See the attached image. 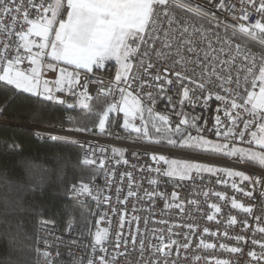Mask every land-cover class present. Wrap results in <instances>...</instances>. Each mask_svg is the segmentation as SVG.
<instances>
[{"label": "built area", "instance_id": "built-area-1", "mask_svg": "<svg viewBox=\"0 0 264 264\" xmlns=\"http://www.w3.org/2000/svg\"><path fill=\"white\" fill-rule=\"evenodd\" d=\"M21 2L23 3L21 13L19 15L15 11L11 13V16L18 15L16 31L22 30V27L23 30L27 28V25L23 22L24 11L28 13L30 18L37 15L36 9L30 7L28 0H15L14 4L13 0H8L9 6L13 8L19 6ZM34 2L39 4L40 0H34ZM182 2L192 4L194 7L197 4L204 5L206 9L216 13L220 26L216 27L215 21L209 23L208 19H202L186 9L175 6L170 0L168 12L170 17H174V20L169 26V17L162 15L158 17L157 24L161 29L158 33L160 40L156 41L154 49L162 47L161 41L164 38V30L174 31L178 38L173 42V48H175L179 43V39L188 38V33H185L184 37H180V32L183 31L185 26L188 27L189 32H192L194 26L200 27V25H203L205 29H212V32L208 33V39L212 40L213 48L216 49L213 55L223 60H230L232 56H236L235 63L231 66L233 78L237 74V69L249 66L248 61L244 60L245 55H249V59H251L249 50L251 53H264V47L258 41L239 33L238 29L235 30L236 35L233 36V25L243 23L248 26L257 19H261L262 14L255 11V8L249 4V0H243V3H241V0H224V9L211 7L208 0H182ZM216 3L218 4V0H216ZM259 3L260 0H256L257 6ZM244 10H247L249 15L247 21L240 19L245 14ZM233 17L236 18L233 19ZM0 22L6 26L12 25L11 17L3 14H0ZM215 33H218L222 39L230 38L232 43L230 45L217 43ZM195 38L199 41V33L196 34ZM0 41H6L13 45L12 51L14 52L16 43L14 35L11 39H8L4 33H0ZM237 45H240L239 54L236 51ZM199 47L209 51L206 42L199 44ZM221 47L224 48L223 53L219 51ZM147 49L148 45H142L140 54L134 58L133 75L138 79L135 82L129 81L131 87L128 88V91H131L134 96L141 100L145 113L143 122L140 118L133 121L135 126L143 129L146 125L148 130L147 115L149 113L147 109L152 108L153 116L160 113L169 118L171 132H175L174 129L182 118L178 113L183 112L189 118L190 123L193 116L200 117L196 124L201 129L199 134L205 139L212 141L214 144L227 142L223 135L217 136L215 134L217 115L220 116L225 127L231 126L230 121L223 114V103L213 97L205 105L202 100L198 99L201 90L195 84H190L187 81L184 82V85L194 89V92H190L192 103L186 100L183 105L179 103L183 93V88L179 82H174L171 85L166 84V90L163 93L158 88L151 87L150 85L153 83L152 75L157 72L162 73L166 66L170 67L175 57L161 59L155 55L154 50H150L149 56L144 57L143 52ZM0 50H3L2 43H0ZM21 52L23 53L22 49ZM188 55L191 56L192 54ZM141 58L144 59L145 66L150 60L155 67L145 73L139 62ZM200 58L203 60V52L200 53ZM49 62L50 60L45 58L44 64L46 65ZM21 67L24 70H30L31 66L25 60ZM117 68L118 65L115 62L108 61L103 69H94L92 73L79 72L80 84L75 85L71 92L66 91L64 94L58 95L66 100V104L61 106L67 108V103L75 105L79 94L83 91L81 85L84 84L88 85L87 91L91 96V100L88 101L90 105L97 96L107 97L110 103L119 104L121 96L118 90L114 89L111 94L100 92L101 87H106L115 80ZM218 71H221V69L218 68ZM221 74L227 75L223 71H221ZM164 75H167L173 81L176 80L175 76L170 73H164ZM198 75L197 72V78ZM243 75L244 73L241 71L240 82L242 87L237 89L241 95L245 94L243 91ZM101 80L104 81L103 85L98 83ZM143 81L148 83L141 87ZM121 87H126V85L122 84ZM231 87L235 89V85ZM214 91L219 92L220 89L216 88ZM147 92L152 93L154 103L148 99ZM221 94L224 95L223 92ZM169 96L172 97L171 103L168 100ZM239 102L242 103V101ZM218 108L221 111L218 112ZM70 110L81 109L75 107ZM235 112H239L240 115L237 120L238 127H234L233 131H245V137L242 141L237 136L235 140L229 143V147H251L255 151H261L254 144H248V141L251 140L250 131L256 130V123H251L249 130H245L243 127L245 121H254L255 118L243 109L234 110V114ZM123 122L122 114L117 113L103 133L98 129L92 133L68 131L69 128L63 125H53L46 128L23 125V127L33 131L40 140H51L49 136L56 135L71 141H77L74 145L80 151L81 162L85 157L95 160V164H83L98 171L97 177L87 183L91 188V195H74L71 191L72 185L68 192V198L71 201L90 207L92 225L89 231L85 234L72 224L69 228V225L62 226L54 220L40 219L35 245L38 256L36 264H48L49 261L51 264H87L89 259H93L95 264H99V256H105L109 264H156V262L158 264H165V262L167 264H216L217 260L227 261L228 264H264V260H253L248 255L250 251H255L258 257L264 254V249L259 246V243H253L254 240L264 243V233L258 231V228L264 227V167L258 164H249L241 161L239 157H229L223 153H220L221 156L215 157L212 155L215 151L211 149L208 151L194 150V152H187L176 148L160 147L150 143L149 139L144 137L143 131L136 133L131 129L126 130L123 127ZM181 130L185 134L191 132L193 135H197L196 129L191 127L182 125ZM224 130L225 128L222 127L221 132L223 133ZM37 133H40V135H37ZM113 148L121 149L123 155L114 154ZM154 154L164 155L169 159L187 158L207 161L211 164L226 167L223 169L243 171L246 175L252 177L253 181L259 179V183L241 181L240 177H229L222 171L215 173L194 172L191 179L184 180L176 177L170 178L163 174L168 165L163 162L159 164L154 162L152 160ZM101 160L104 161L103 168L100 166ZM125 160L127 163L124 162ZM157 168L160 169V172L156 171ZM128 173H131L130 179ZM153 180L156 183H151ZM234 182L241 191H237L232 187ZM117 189H120L119 193ZM130 190L135 195L128 196ZM172 192L178 194V199L174 200L172 198ZM216 193H221L224 198L221 199ZM246 193H251V195H246ZM118 196L119 200L117 199ZM106 197L109 199L106 200ZM233 199L245 207H251L252 212L247 213L239 208H233ZM177 204L181 207H176ZM213 204L220 208V212L217 213L211 207ZM181 208L183 211H181ZM209 215L214 216V219L208 220ZM121 216L124 217V227L122 229L120 227ZM134 217L138 219H133ZM233 217L236 220L235 224L230 223ZM189 224L194 227L189 229L187 227ZM97 228L107 229L109 232L108 240L103 245L107 249L106 252H100L99 246H97V251L93 252V234ZM204 228H208L209 232L213 234L204 233ZM118 232L122 233V241H129L126 248L123 242L119 249L114 247L116 243L115 235ZM132 235L136 237L135 247L130 242ZM236 236H243L244 240L237 242ZM160 237L164 238L163 243L165 244L171 240L177 241V244L173 245L170 250H166L170 254H162L156 251V248L161 246ZM201 240L205 243L214 244L215 247L205 249L200 246ZM141 241L144 245L143 250L140 248ZM184 243L189 244L187 249L182 247ZM221 244L228 248L239 247L242 250L231 253L220 248ZM45 252L49 253L47 257L44 256ZM121 253H124V255H121ZM113 257H116L115 261L112 260Z\"/></svg>", "mask_w": 264, "mask_h": 264}, {"label": "snow or ice", "instance_id": "snow-or-ice-1", "mask_svg": "<svg viewBox=\"0 0 264 264\" xmlns=\"http://www.w3.org/2000/svg\"><path fill=\"white\" fill-rule=\"evenodd\" d=\"M15 0H13V4ZM30 7H33L37 11V15L34 18H30L26 11L23 12V22L27 25L26 30L16 31V23L18 15L21 13L23 3L15 8L10 7L8 0H0V14L10 16L12 19V25L6 26L0 22V33H4L8 39H11L13 35L16 37V43L14 52L12 51L13 45L6 41H0L3 44V50H0V82L7 86H11L18 92L28 93L32 96L40 97L45 101H50L56 104L65 105L66 100L57 95L66 90L72 91V85H79L80 78L79 72H69L65 68H60L59 77L55 80L42 79V70L45 67L44 60L47 58L52 61L47 63V68L53 71L56 70V64L63 63L65 65L73 66L76 70H86L88 73H92L94 69L100 70L105 67V63L110 60H114L118 68L115 74V80L110 82L106 87H101L100 92L105 94H111L114 89L118 90L121 101L117 103H109L102 110H93L88 101L91 100V96L88 94V85H81L83 91L79 94L77 103H67V108L73 109L79 107L87 115H94L97 119L96 127L103 133L106 129V124L109 120L110 113H123L124 122L123 127L131 129L136 133H141L146 138L148 136L147 126L143 129L135 126L133 121L137 115L140 114V119L143 122V106L141 100L134 96L128 88L131 87L129 81L135 82L137 77L133 75V68L135 67L133 60L140 54L142 45H148V49L143 52V56H149V51L154 50L155 55L161 59H167L174 56L172 65L166 66L163 72H157L152 75L151 79L153 83L151 87H156L163 93L165 85H171L174 82H179L183 88L182 99H180V105H183L187 100L192 103L190 99V92H194V89H190L184 85L187 81L190 84H195L200 90L201 95L198 99L202 100L207 105L208 100L213 97L217 101H221L224 105L223 114L231 123V126L225 127L222 124L219 115L216 117V130L217 136L223 135L225 143H213L212 141L205 139L199 133L201 129L196 124V121L200 117L193 116L191 123L189 118L183 112L178 113L182 118L176 125L174 131L180 135V139L168 138L167 143L171 146L179 145L181 148H189L193 150L208 151L209 149L223 153L229 157H239L244 162H254L259 166L264 167V53H249L244 56V60L248 61V65L242 69H237L235 78L231 75V66L235 63L236 56H232L230 60L220 59L218 56L213 55L216 49L213 48L212 40L208 39V33L212 32V29H205L203 25L200 27H193V31L189 32L187 26L180 32V37H184L185 33H188V38L179 39L178 45L173 48V42L178 38L174 34V31L164 30L163 40L161 41L162 47L160 49H154V45L157 40H160L158 33L161 29L158 27L157 20L161 15L169 17L168 24L171 26L174 17L169 16L168 7L170 0H40L39 4H36L34 0H28ZM171 3L175 6L186 9L188 12L194 14L202 19H208L209 23L216 22V27H219V21L215 12L206 9L202 4H197L195 7L189 3H183L182 0H171ZM243 3V0H241ZM208 4L211 7L225 8L224 0H208ZM249 4L255 8L257 13L262 14L261 19H257L254 23L246 26L241 23L239 25H233V36L236 35L238 29L239 33L252 38L260 43L264 47V0H260L259 5H256V0H249ZM15 11L18 15L11 16V13ZM245 14L240 19L247 21L249 15L247 10H244ZM236 17H233L235 19ZM199 33V41L195 38ZM217 43L231 44L230 38L222 39L218 33L214 34ZM38 38V39H35ZM151 41V43H149ZM207 43V49L199 47V44ZM23 50V53L21 52ZM36 49V51H34ZM167 50V51H165ZM221 53L224 52V48L219 49ZM237 54L240 52V45L236 46ZM203 52V60L200 58V53ZM188 54H192L191 56ZM27 60L30 70H24L21 65ZM259 61V63H257ZM55 62V63H53ZM140 65L144 68L145 73L149 69H153L155 65L149 60L145 66L144 59H140ZM191 65V67H190ZM221 69L227 75H222ZM243 71V91L244 95H241L237 89L242 87L240 72ZM197 72L199 73L197 78ZM164 73H170L175 76L176 80L173 81ZM100 84H104V81H98ZM147 81L141 83V87L147 84ZM126 87H121V85ZM227 85V87H226ZM235 85V89L231 86ZM219 88L220 91H214ZM251 89V90H250ZM224 93V95L221 94ZM206 93V94H205ZM148 99L154 103V98L151 92L146 93ZM169 103H171L172 97H168ZM239 101H242L240 103ZM243 109L250 116L254 117V121H245L244 129L249 130L250 124L256 123V130L250 131L251 140L248 141L249 145H255L261 151H255L251 147H229V143L235 140L238 136L242 141L245 137V131L234 132V127H238L237 120L239 118V112L234 110ZM4 110L0 107V112ZM149 115L153 113L152 108L147 109ZM221 111V109H217ZM155 120L160 122V126H157L155 122L152 123V127L156 132H161L162 129L166 132L172 131L169 124V118L166 115L160 113L155 114ZM191 127L196 129L197 135H193L191 132L185 134L181 130V126ZM225 130L221 132V128ZM68 131L86 132L90 129L86 127L70 128ZM40 135V133H37ZM49 138L53 141L66 140L65 137L50 135ZM71 143H77V141H70ZM154 143H160L159 140L151 141ZM114 154L123 155L121 149L113 148ZM152 160L156 163L163 162L168 165L164 175L168 177H176L180 180L191 179L192 173L200 172H225L229 177H240L241 181H249L259 183V179L252 180V177L246 175L243 171H234L231 169H217L212 166L200 163H190L187 161H179L176 159H169L164 155H153ZM127 163V161H124ZM84 164H95L96 161L85 157L82 160ZM100 166L103 168L104 161H100ZM160 172V169H156ZM129 179L131 173L127 174ZM151 183H156L155 180ZM232 187L237 191L241 189L237 188L234 182ZM71 191L74 195H91V188L89 184L80 182L79 186L73 184ZM120 189H117L119 193ZM135 195L131 190L128 192V196ZM172 198L178 199V194L172 192ZM207 195V194H205ZM221 199L223 195L216 193ZM251 195V193H246ZM109 199L106 197V200ZM119 200V196L117 197ZM124 202V201H121ZM195 203V202H193ZM176 207L180 208L179 204ZM212 208L218 213L220 208L213 204ZM232 207L239 208L244 212L251 213V207H245L243 204H239L235 199L232 200ZM181 211L183 209L181 208ZM133 219H138L134 217ZM208 220H213L214 216L209 215ZM258 219V218H257ZM99 223V222H98ZM231 224H235V217L231 218ZM120 227H124V217L120 218ZM189 229L194 226L187 225ZM71 228V225H69ZM204 233L213 234L209 232L208 228H204ZM258 231L264 233V227L258 228ZM109 232L107 229L97 228L93 234V252L97 251L99 246L100 252H106L107 249L103 247L104 243L108 240ZM163 237H160L161 246L156 248V251L162 254H170L166 250H170L171 247L177 244V241L171 240L168 243H163ZM237 242L243 241V236L235 237ZM116 243L115 248L119 249L121 243L125 248L129 241H122V233L118 232L115 235ZM135 247L136 237L131 236L130 241ZM253 243H259V246L264 249V243L253 241ZM200 246L205 249L214 248L215 245L211 243H205L203 240L200 242ZM143 241L140 242V248L143 250ZM185 249L189 247L188 243L182 245ZM220 248L225 249L231 253L240 252L242 249L239 247L228 248L224 244L220 245ZM49 253L45 252L44 256L47 257ZM124 255V253H121ZM248 255L253 260H264V254L257 256L255 251H250ZM199 259V257H197ZM113 261L116 257L112 258ZM48 264H51L49 261ZM87 264H95L93 259H89ZM99 264H109V261L105 256H99ZM158 264V262H156ZM167 264V262H165ZM216 264H228L227 261L217 260Z\"/></svg>", "mask_w": 264, "mask_h": 264}, {"label": "trees", "instance_id": "trees-1", "mask_svg": "<svg viewBox=\"0 0 264 264\" xmlns=\"http://www.w3.org/2000/svg\"><path fill=\"white\" fill-rule=\"evenodd\" d=\"M109 98L97 96L91 108L102 110ZM0 264H36V236L40 219L60 225H74L85 234L92 225L91 209L68 198L69 188L81 181L89 183L98 175L97 169L84 165L80 151L66 140H40L28 128L63 125L86 127L92 133L97 119L83 110H70L28 93L18 92L0 82ZM148 119L150 143L182 151L193 149L171 146L168 138L180 139L171 131L156 132L160 122ZM112 118L109 119L110 125ZM150 123V124H149ZM17 124V125H13ZM215 157L220 153L212 154ZM252 164L251 162H247Z\"/></svg>", "mask_w": 264, "mask_h": 264}, {"label": "crops", "instance_id": "crops-1", "mask_svg": "<svg viewBox=\"0 0 264 264\" xmlns=\"http://www.w3.org/2000/svg\"><path fill=\"white\" fill-rule=\"evenodd\" d=\"M110 61L115 62L114 60H110ZM50 62H52V61H50ZM107 62H108V61H107ZM53 63H55V62H53ZM46 65H47V64H46ZM46 65H45V67H44L43 70H42V72H43V74H42V79L55 80L56 78L59 77V70H60V68H65V69H67V71H69V72H76V71H78V72H87L86 70H83V69L76 70V69H74L73 66L65 65V64H63L62 62L56 64V70H55V71H53V70H51V69H48ZM74 87H75V84L72 85V88H74ZM65 88H66V90H65L64 92H62V93H57V95L64 94V93L67 91V85L65 86ZM107 124H108V123H107ZM107 124H106V126H107Z\"/></svg>", "mask_w": 264, "mask_h": 264}, {"label": "rangeland", "instance_id": "rangeland-1", "mask_svg": "<svg viewBox=\"0 0 264 264\" xmlns=\"http://www.w3.org/2000/svg\"><path fill=\"white\" fill-rule=\"evenodd\" d=\"M120 101H121V98H120V100H119V103H120ZM116 114L117 113H110L109 114V119L110 118H112V120H114V117L116 116ZM120 114H122V116H123V113H120ZM142 115H143V117L145 116V113H144V111H143V113H142ZM153 118H155V116H153V115H151ZM150 116V117H151ZM140 118V114H138L137 115V117H136V119L135 120H137V119H139ZM147 118H149V115H147ZM123 120H124V117H123ZM109 121V120H108ZM150 124V123H149ZM98 130H99V128H97ZM148 136L151 138V136H150V131H149V126H148ZM149 139V138H148ZM150 140V139H149ZM173 159H176V160H179V161H187V162H190V163H200V164H206V165H209V166H212V167H214V168H217V169H223V168H226V167H223V166H218V165H215V164H211V163H209V162H207V161H200V160H193V159H187V158H173ZM252 164H257V163H254V162H251ZM228 169V168H227ZM195 171H193V173H194Z\"/></svg>", "mask_w": 264, "mask_h": 264}, {"label": "water", "instance_id": "water-1", "mask_svg": "<svg viewBox=\"0 0 264 264\" xmlns=\"http://www.w3.org/2000/svg\"><path fill=\"white\" fill-rule=\"evenodd\" d=\"M13 125H17V124H13Z\"/></svg>", "mask_w": 264, "mask_h": 264}]
</instances>
